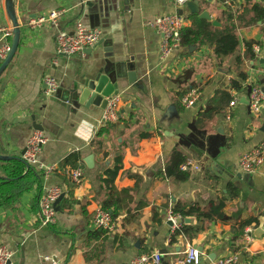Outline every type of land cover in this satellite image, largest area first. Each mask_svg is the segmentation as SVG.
I'll return each mask as SVG.
<instances>
[{"label": "crops", "instance_id": "1", "mask_svg": "<svg viewBox=\"0 0 264 264\" xmlns=\"http://www.w3.org/2000/svg\"><path fill=\"white\" fill-rule=\"evenodd\" d=\"M13 1L21 39L0 77V156L24 160L27 142L39 128L47 138L39 160L54 172L26 179L27 190L20 184L21 192L4 193L1 199L0 248L12 253L11 264H132L142 254L153 252L163 254L162 264H180L189 247L202 254L201 264L233 255L239 257L238 264H264V165L248 181L237 180L238 174L245 176L239 166L241 157L264 142V104L261 114L253 115L247 90L251 85L264 88V21L237 31L242 68H236L231 58L215 60L208 46L193 51L184 48L162 64L161 37L148 23L182 12L189 28L193 15L187 7L176 8L172 0H133L128 6L123 0H98V8L93 9L86 7L85 0ZM195 1L202 12L224 26L221 0ZM7 2L0 0V29H12ZM233 3L240 12L247 6L244 0ZM54 11L64 12L56 27L30 25ZM78 22L100 30L101 40L73 57L58 55V33L74 34ZM249 42L255 43L256 62L244 59ZM7 43L11 46L12 38ZM106 62L135 66L137 82L124 80L118 85V119L104 123V111L97 107L70 113L62 100L64 87L94 75ZM240 70L248 79L243 89L234 91L231 82ZM47 78L59 82L60 92L47 94ZM194 89L199 100L176 112L178 95L183 104ZM224 91L238 100L237 105H226L204 121L202 130H193L208 102ZM102 130L105 133L99 138ZM141 134L153 138L141 141ZM181 140L193 144L180 146ZM177 149L200 168L191 171L185 182L167 176ZM74 154L81 157L80 185L67 174L74 168L64 164ZM90 156L92 167L85 162ZM116 158L121 159V170L114 186L131 191L134 201L132 213L124 211L113 220L112 230H104L96 221L104 211L101 203L109 196L101 180L114 168ZM10 161L0 160V184L12 182L21 171L17 162ZM26 174L22 172V177ZM55 187L65 197L56 224L45 226L40 202ZM232 188L238 198L231 195ZM178 204L198 205L217 221L204 222V231L193 238L179 236L172 242L169 215ZM250 219L259 221L245 229L253 231L252 240L247 241L244 234L237 238L234 229ZM187 220L190 223L185 225L200 224L195 217ZM257 228L263 234L256 236Z\"/></svg>", "mask_w": 264, "mask_h": 264}, {"label": "built area", "instance_id": "2", "mask_svg": "<svg viewBox=\"0 0 264 264\" xmlns=\"http://www.w3.org/2000/svg\"><path fill=\"white\" fill-rule=\"evenodd\" d=\"M98 0H85V2H94ZM193 0H172V3L178 9H184L187 4ZM224 7L232 6L233 0H221ZM63 11H54L47 17H42L38 20L30 22L33 27H42L50 25L56 27L59 20L63 16ZM149 27L156 30L161 37L160 46V61L162 64L168 62L169 58L179 53L183 48V31L186 28V20L183 14L174 13L165 15L148 23ZM12 29H0V59L4 60L11 46L7 40L12 38ZM102 32L100 30L87 29L82 23L78 22L75 26V33L70 34L67 31H60L57 35V54L60 56L73 57L79 53H83L87 49L94 48L101 40ZM46 91L49 95H54L58 92L60 84L53 78L46 79ZM249 90V107L253 115H260L264 104V92L260 86H248ZM200 98L198 90L194 89L184 98V106L192 107ZM238 100L235 98L230 103V107L237 105ZM120 98L116 97L109 101L106 110L103 113L102 119L104 123L116 121L118 119V109ZM47 138L40 131H35L27 142L26 153L24 155L25 162L29 167L33 168L39 175L47 177L54 172L53 167L45 166L39 160L42 148L46 145ZM264 165V142L261 143L255 150L243 155L240 159V170L243 174L253 175L260 167ZM200 168L193 159H187L181 166V171L190 173L198 171ZM71 180L75 185H80L82 182L81 169H71L67 171ZM63 194L58 187L49 189L42 197L40 202L41 216L45 226H53L56 224L57 211L55 204ZM181 217L174 214L169 215V221L173 222V231L179 229L181 224L178 222ZM97 225L104 230H112L113 219L111 214L102 211L99 212L96 218ZM172 232V235H174ZM253 231L248 229L244 232V238L247 241L252 240ZM163 254L153 252L142 254L137 257L132 264H162ZM12 253L2 247L0 248V264H11ZM202 254L195 248L189 247L183 260L180 264H201ZM239 257L233 255L227 258H222L215 261L213 264H238Z\"/></svg>", "mask_w": 264, "mask_h": 264}, {"label": "trees", "instance_id": "3", "mask_svg": "<svg viewBox=\"0 0 264 264\" xmlns=\"http://www.w3.org/2000/svg\"><path fill=\"white\" fill-rule=\"evenodd\" d=\"M247 5L245 9L240 12L239 10H234V3L232 6L225 7V10L222 14L224 26L223 27H215L213 24L200 20L198 15L190 16V27L186 28L183 31V48L187 51L191 47H203L208 46L213 50V57L215 60L220 62L225 61L227 59H233L234 65L236 68H242L244 60L238 55V48L240 46V40L237 35V31L241 28H247L256 25L259 22L264 21V0H260L261 3H253L252 0H244ZM254 42L246 43V53L244 59L249 62H256V55L253 51ZM248 79L247 73L244 70H240L237 79L231 82V89L234 91H240L242 88V83ZM179 100L182 99V95H178ZM176 102V112L182 113L185 106L180 101ZM232 97L229 92H221L219 97L217 96L208 102L206 106V110L198 116V119L194 123L193 130L198 129L202 130V125L204 121L209 119L213 114L218 111H222L226 105H230L232 102ZM105 130H102L99 133V138L104 135ZM155 137V135H154ZM153 137L150 134H141L140 140H151ZM187 144V146H191L193 142H185V140H181L180 146L182 144ZM81 157L78 154H74L67 158L65 161V165H69L72 168H78ZM187 160V157L181 153L178 149L174 150L171 162L168 164L167 168V176L175 179L178 182H185L190 178V173L182 172L181 166ZM10 162H17L16 164L20 166L21 171L18 172L12 182L7 184H0V205H2V197L4 193H12L21 192L22 189L19 188L21 184L25 190L28 189L29 185L26 183L24 186L26 179L39 177V174L31 167H27L24 163L18 160H12ZM121 170V159H115V166L113 169H108L103 177L102 184L107 186L109 190V196L107 200L101 203L102 209L106 212L111 213L112 219L117 220L121 214L125 211L127 213L130 212V207L134 201L133 193L129 190H117L114 186V182L118 177V174ZM27 172V174L22 177V172ZM40 178V177H39ZM9 190V191H7ZM21 190V191H19ZM231 195L234 198H238V192L232 188ZM18 196V195H17ZM61 209V208H60ZM62 211V209H61ZM172 214L175 216H179L183 219L193 218L195 217L198 221L197 226L191 225H182L179 229L175 230L174 235L172 237V242L179 236H186L189 238H193L199 233L204 231L203 223L206 221L214 222L217 221L214 216H212L209 212H205L200 209V206L194 205L189 208L178 204L172 211ZM202 223V224H201ZM253 225H259L258 219H250L244 223H242L238 228L234 229L237 238H241L244 234V231L247 227H251Z\"/></svg>", "mask_w": 264, "mask_h": 264}, {"label": "water", "instance_id": "4", "mask_svg": "<svg viewBox=\"0 0 264 264\" xmlns=\"http://www.w3.org/2000/svg\"><path fill=\"white\" fill-rule=\"evenodd\" d=\"M132 1L133 0H123L126 6L132 3ZM236 1L237 0H233V2ZM95 2H99V1L85 2V5L90 9H93L94 7L98 8ZM187 8L191 14L198 15V18L200 20H205L213 24V26L215 27H220V24L215 22L208 12L201 11L197 1L193 0L189 2L187 4ZM7 12L11 20L13 35H12L11 49L7 57L3 61L0 59V77L12 62L20 45V39H21V30L19 28V24L16 18L13 0H8ZM180 14H182V12ZM92 18L93 17L90 16V19ZM94 18L96 19V17ZM92 30H95V28H93ZM194 49H195L194 47H191L190 51H193ZM124 80H127L129 84H134L137 82V76H136L134 64L130 62H126V63L106 62L103 69L97 71V73H95L94 75L84 78L80 81H77L71 86L67 85L66 87H64L65 88L63 90L64 97L62 98V100L68 104L69 112L72 114L84 113L86 110H93L95 107L99 108L101 111H105L109 101L118 96V92H117L118 85L120 82ZM59 90L58 92H60ZM263 92H264V88H263ZM36 131L41 132L42 130L37 128ZM194 151L197 152L196 150ZM25 153L26 150L24 151L23 156L25 155ZM12 159L13 158L0 156V160L2 161H10ZM17 160L21 161L29 168V165L24 160L21 159H17ZM93 161H94L93 156H90L85 160L88 167H92ZM249 178L250 175L248 174H245L244 177L240 174L237 175L238 181L246 182L248 181ZM64 197L65 195L62 194L55 204L57 212H59V205L63 201ZM184 223L188 224L190 223V221L187 219H182L178 222V224H184ZM168 226L173 227L174 226L173 222L170 221L168 223ZM260 234H263V230L257 228L255 230V235L258 236Z\"/></svg>", "mask_w": 264, "mask_h": 264}]
</instances>
